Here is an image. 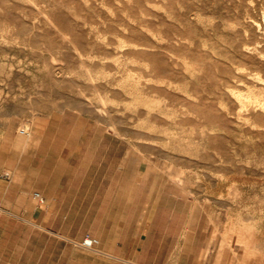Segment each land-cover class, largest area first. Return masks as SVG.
I'll return each mask as SVG.
<instances>
[{
	"label": "rangeland",
	"instance_id": "1",
	"mask_svg": "<svg viewBox=\"0 0 264 264\" xmlns=\"http://www.w3.org/2000/svg\"><path fill=\"white\" fill-rule=\"evenodd\" d=\"M57 185L75 227L127 198L129 250L29 264H264V0H0V202Z\"/></svg>",
	"mask_w": 264,
	"mask_h": 264
},
{
	"label": "crops",
	"instance_id": "2",
	"mask_svg": "<svg viewBox=\"0 0 264 264\" xmlns=\"http://www.w3.org/2000/svg\"><path fill=\"white\" fill-rule=\"evenodd\" d=\"M50 176V173L45 175L46 179H49ZM80 183L81 182H79L78 185L79 188L74 190L73 199H75L77 192H81ZM66 191L67 190L62 192V189L58 185L55 190L50 192L47 191L46 187H44L43 192L39 191L44 197V202L38 203L35 201L38 205L37 207L33 208L32 204L30 203V207L24 210H21L20 208L17 209L16 204L10 203L8 207H5L0 202V264H29L28 261H30L34 256V250L37 252V260H46L47 262L50 260H56L57 262H63L66 246L61 241L66 240V238H79L80 240L86 234L98 239V244L96 246L99 245V242L104 243L105 240L111 241L108 246H102L100 249L102 251L112 252L116 249L129 250V247L125 246V244H119L116 238V232L118 228H123L124 226L128 228V223L123 224L121 221L123 218H128L129 203L127 198H125L124 201L121 199L120 201H115L108 204L104 203L99 206L91 207V210L94 213V218L98 219L101 223V226L98 228H87V226L81 222H79V225L75 227L73 221L70 222V219L74 220L77 217L81 219L85 216L84 207L82 205L83 201L81 196H77L78 200L75 201L72 215L68 216L66 213H64V211H62V204L65 200ZM30 195V201H32V192ZM2 219H4V226L6 224L9 225L10 221H12L14 229L16 225L20 223L23 225L24 231H26L28 234H33L35 231V234H40L43 236L46 234L53 237V242H50V244H44V242H42L39 246H34L32 244V246H29L27 243H25L21 246V248H17L16 243H14L12 247H8L7 242L2 245ZM110 220L113 221L111 222ZM109 222L110 228L107 230V223ZM139 229L141 231V224L137 226V234L141 233L139 232ZM71 245V251L76 254L78 260L81 259L82 250L89 252L91 250L82 248L79 244L74 246L73 242H71ZM28 246L30 249L27 250ZM136 247L137 246H135L133 250H136ZM26 251H30L31 253H26ZM54 251H56V254ZM89 256L91 258L89 257L88 259L90 260L87 261L93 264H129L127 259H118L114 262L112 258H109L104 254H89ZM131 264L146 263L136 259V261H132Z\"/></svg>",
	"mask_w": 264,
	"mask_h": 264
},
{
	"label": "built area",
	"instance_id": "3",
	"mask_svg": "<svg viewBox=\"0 0 264 264\" xmlns=\"http://www.w3.org/2000/svg\"><path fill=\"white\" fill-rule=\"evenodd\" d=\"M32 198L38 202V203H43L44 202V197L39 191H33L32 192ZM98 244V239L96 237L90 236V235H84L80 240H79V245L82 248L85 249H92Z\"/></svg>",
	"mask_w": 264,
	"mask_h": 264
},
{
	"label": "bare ground",
	"instance_id": "4",
	"mask_svg": "<svg viewBox=\"0 0 264 264\" xmlns=\"http://www.w3.org/2000/svg\"><path fill=\"white\" fill-rule=\"evenodd\" d=\"M262 12V11H261Z\"/></svg>",
	"mask_w": 264,
	"mask_h": 264
}]
</instances>
